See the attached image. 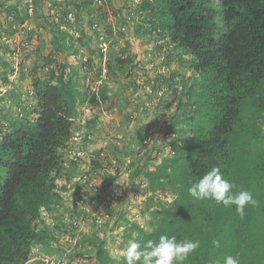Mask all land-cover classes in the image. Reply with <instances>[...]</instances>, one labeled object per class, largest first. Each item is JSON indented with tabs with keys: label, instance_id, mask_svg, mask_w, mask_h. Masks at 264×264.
<instances>
[{
	"label": "trees",
	"instance_id": "obj_1",
	"mask_svg": "<svg viewBox=\"0 0 264 264\" xmlns=\"http://www.w3.org/2000/svg\"><path fill=\"white\" fill-rule=\"evenodd\" d=\"M97 1H75L73 9L52 18L54 52L77 55L76 40L87 46L77 23L83 7ZM7 9L18 24L28 18L14 5ZM136 11L141 13L137 27L146 28L144 35L166 38L191 68L193 81L179 91L171 87L170 99L157 106L172 110L169 127L183 125L185 135L159 165L151 166L147 159L130 175L133 180L141 174L151 193L144 209L149 215L146 226L130 227L137 232L134 241L143 244L161 235L199 241L184 264H224L228 256L239 264H264V0H140ZM68 13L73 20L67 19ZM100 27L112 32L110 26ZM68 28L81 37L74 41ZM127 54V49L120 50L108 71L136 68ZM90 61L76 70L63 63L48 78L35 79L37 107L7 119L0 137V264H30L34 246L57 252L54 227L41 213L50 217L59 209L73 179L78 158L65 169L63 153L74 138L78 107H99L108 98L105 86L84 89V67ZM151 90L156 91L154 83ZM146 137L138 131L142 147ZM214 166L234 185L233 192L252 193L256 203L245 206L243 217L234 206L188 194ZM58 181L64 184L58 186ZM157 191L169 192L172 201H154ZM89 244L96 264H113L104 241L92 236ZM119 264H126V258Z\"/></svg>",
	"mask_w": 264,
	"mask_h": 264
},
{
	"label": "rangeland",
	"instance_id": "obj_2",
	"mask_svg": "<svg viewBox=\"0 0 264 264\" xmlns=\"http://www.w3.org/2000/svg\"><path fill=\"white\" fill-rule=\"evenodd\" d=\"M75 1L82 0H0V137L6 131L7 119L20 117L23 109L37 107L35 79L48 78L49 71L60 64L67 63L76 70L90 58L83 72L84 89L107 87L105 103L78 107L74 138L63 153L65 169L71 168L76 157L78 160L59 209L45 218L54 227L57 242L51 245H58L57 252L34 246L30 264L54 258L67 264H96L89 244L92 236L106 243L113 264H119L137 236L130 230L132 223L145 227L149 220L144 209L151 193L141 174L130 180L132 171L147 159L151 166L159 165L170 155L172 144L179 143L180 136L185 135L183 125L169 127L172 110L157 106L170 99L171 87L179 91L181 86L192 83L191 68L181 61L179 51L166 38L144 35L146 28L137 27L141 13L136 7L140 0H99L89 8L84 6L77 24L84 31L87 46L75 41L81 37L78 31L68 28L79 53L54 52L51 20L73 9ZM11 5L27 15L23 24L8 13ZM96 18L98 22L93 21ZM67 19L73 20L71 13ZM102 24L110 26L112 32L107 33L100 27ZM101 45L106 46L104 53ZM122 49H127L136 68L122 66L123 72L113 68L110 73L108 63L113 65ZM66 72L70 73L68 69ZM153 83L156 91L151 90ZM141 129L147 133L143 142L146 147L138 143ZM154 197V201L162 202L173 199L167 191H157ZM69 226L75 230H69Z\"/></svg>",
	"mask_w": 264,
	"mask_h": 264
},
{
	"label": "clouds",
	"instance_id": "obj_3",
	"mask_svg": "<svg viewBox=\"0 0 264 264\" xmlns=\"http://www.w3.org/2000/svg\"><path fill=\"white\" fill-rule=\"evenodd\" d=\"M234 185L224 178L219 167H212L188 189V194L196 200H215L224 206H234L235 211L243 217L246 205L256 201L250 191L233 192ZM200 247L199 241H178L175 236L161 235L158 240L146 243L130 242L125 258L126 264H184L190 254ZM224 264H239V260L228 256Z\"/></svg>",
	"mask_w": 264,
	"mask_h": 264
},
{
	"label": "built area",
	"instance_id": "obj_4",
	"mask_svg": "<svg viewBox=\"0 0 264 264\" xmlns=\"http://www.w3.org/2000/svg\"><path fill=\"white\" fill-rule=\"evenodd\" d=\"M101 47H103V53H104L106 46L101 45ZM93 191L95 192L96 190H93ZM41 215H42V218L44 220L48 216V214L45 211H42ZM53 246H55V245H53ZM48 264H67V263H65V261H63L62 259L54 258V259H49Z\"/></svg>",
	"mask_w": 264,
	"mask_h": 264
}]
</instances>
